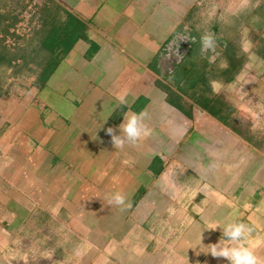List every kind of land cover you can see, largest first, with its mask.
<instances>
[{"label":"crops","instance_id":"crops-1","mask_svg":"<svg viewBox=\"0 0 264 264\" xmlns=\"http://www.w3.org/2000/svg\"><path fill=\"white\" fill-rule=\"evenodd\" d=\"M195 5L0 0V264L59 213L91 264H228L207 252L225 220L264 264V29L229 45ZM141 112L148 135L115 149L106 129Z\"/></svg>","mask_w":264,"mask_h":264},{"label":"clouds","instance_id":"clouds-1","mask_svg":"<svg viewBox=\"0 0 264 264\" xmlns=\"http://www.w3.org/2000/svg\"><path fill=\"white\" fill-rule=\"evenodd\" d=\"M201 55L213 52L216 48L215 35L209 31H202L200 38ZM126 96L121 95L118 103L125 104ZM145 113H125L122 122L117 126L118 134L114 133L113 128L106 129L107 134L111 136V142L115 149L122 148L125 144H135L142 137L148 135V129L145 128L143 120ZM108 117H105V121ZM106 204L116 206L121 210L128 207L125 194L115 191L105 195ZM220 229V238L214 244H209L208 251L213 257L225 258L228 264H262L257 256L255 248L260 245L259 239L253 240L252 234L254 227L248 224L234 220H225L224 222L212 223L207 229Z\"/></svg>","mask_w":264,"mask_h":264},{"label":"rangeland","instance_id":"rangeland-1","mask_svg":"<svg viewBox=\"0 0 264 264\" xmlns=\"http://www.w3.org/2000/svg\"><path fill=\"white\" fill-rule=\"evenodd\" d=\"M239 1L242 0H196L195 7L201 15L200 23L206 26L212 22L218 7H222V14L224 8H234ZM225 54H230L229 50ZM32 56L27 57L32 61ZM50 220L49 224L35 227L29 233L32 240L22 242L23 250L16 255L21 264H91L89 258L83 255L89 243L82 240L79 229L70 222L72 218L59 213L55 219Z\"/></svg>","mask_w":264,"mask_h":264},{"label":"trees","instance_id":"trees-1","mask_svg":"<svg viewBox=\"0 0 264 264\" xmlns=\"http://www.w3.org/2000/svg\"><path fill=\"white\" fill-rule=\"evenodd\" d=\"M255 2H256L255 0H250V4H248V0H247L246 4H248L249 7H247L246 9L250 8L249 9L250 11L247 10L246 12L245 10L239 11L234 13L235 15L225 19L220 17L222 7H218L215 11V16L211 22L213 23L214 26L213 30L215 31V33L216 32L221 33L223 39L229 45H232L234 43H238L241 40L240 38L241 32H243L245 28L250 30L253 29V32L255 28L256 33L253 35H255V37L257 36V39H259L260 38L259 34L263 32L264 29V0L259 1L256 7L254 4ZM243 9L244 8H242L241 10Z\"/></svg>","mask_w":264,"mask_h":264}]
</instances>
